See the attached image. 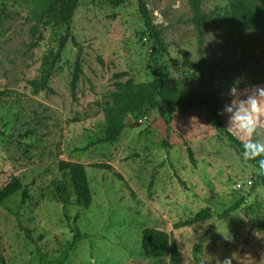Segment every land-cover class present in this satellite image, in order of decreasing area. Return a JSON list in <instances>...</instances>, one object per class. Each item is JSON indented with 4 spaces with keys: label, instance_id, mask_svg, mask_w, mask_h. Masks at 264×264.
Wrapping results in <instances>:
<instances>
[{
    "label": "rangeland",
    "instance_id": "1",
    "mask_svg": "<svg viewBox=\"0 0 264 264\" xmlns=\"http://www.w3.org/2000/svg\"><path fill=\"white\" fill-rule=\"evenodd\" d=\"M49 2L0 0V190L13 179L22 186L0 202V264H169L168 257L143 256L146 228L166 232L183 264H221L225 258L264 264V188L250 192L258 171L198 110L175 115L169 135L156 110L136 119L128 115L124 125L131 122L115 142L89 145L107 130L103 108L112 104L117 84L153 79L152 43L136 0L120 7L79 0L71 36L48 82L51 91L32 92L30 82L40 77L44 57L56 53L66 33ZM144 2L166 46L159 69L173 92H195L209 103L215 97L223 113L234 83L241 90L264 85V22L235 21L228 0ZM179 50L190 67L182 65ZM121 73L126 75L117 78ZM219 116L227 127V114ZM60 161L85 165L88 209L68 173L59 170ZM25 187L28 198L21 205ZM241 198L239 209L218 219ZM204 209L210 210L208 220L175 227Z\"/></svg>",
    "mask_w": 264,
    "mask_h": 264
},
{
    "label": "trees",
    "instance_id": "2",
    "mask_svg": "<svg viewBox=\"0 0 264 264\" xmlns=\"http://www.w3.org/2000/svg\"><path fill=\"white\" fill-rule=\"evenodd\" d=\"M102 1L109 3L113 7H120L126 2V0ZM78 2L79 0H50L49 2V8L54 9L57 12L61 23L65 26L66 33L60 40L56 53L44 57L43 69L40 77L37 80L30 82L34 94L41 91H51L48 82L54 66L60 58L64 43L71 36V20ZM228 2L231 16L235 21L246 17L256 25H260L264 22V0H228ZM136 3L138 12L143 19L145 32L152 43L149 57L152 65L153 79L150 82L139 84H135L128 79L123 84H117V89L119 90L113 93L112 104L103 108L107 122V130L102 138H98L95 142H92L89 145L95 146L115 142L124 129V118H126V116L130 115L132 118L136 119L141 117L148 110L157 111L161 120L164 122L167 134L169 135L171 131V123L175 115H186L191 110L196 109L204 117L207 125L228 143L236 155L243 158V143L234 137L222 122L218 115L219 100L217 98L214 97L209 103L198 93L191 92L180 95L169 89L168 82L162 78L159 69V62L166 54V46L160 39V31L149 17V12L144 0H136ZM35 31L36 29H34V32ZM179 53L182 56V65L184 67H190L187 53L183 50H179ZM78 71L79 65L78 62H76L70 82L72 97H74L76 90ZM125 75V73H121L116 75V77L122 78ZM187 154L190 163L194 165L195 161L193 154L189 148H187ZM246 162L258 171V174L251 180L250 192L255 191L259 187L264 188V174H260L257 161L251 160ZM91 167L103 170L111 169L109 164H94ZM58 168L60 171L68 173L75 195L79 199L83 208L88 209L91 205L92 197L85 165L77 162L60 161L58 163ZM179 181L181 182V180ZM21 188L22 186L19 180L13 179L0 190V202L20 191ZM27 198L28 188L25 187L21 192V205L25 203ZM242 203L243 198L219 214L217 216L218 219L227 217L232 212L239 209ZM209 218L210 210L204 209L196 214L191 220L178 223L175 227L191 226L206 221ZM18 225L23 229L20 223H18ZM23 230L26 232L27 237L32 240L28 231L25 229ZM72 230L76 239L82 238V235L77 228L73 227ZM141 251L143 256L150 261H156L163 257H168L169 264H183L181 254L177 248L171 244L170 236L161 230L146 228L141 232ZM198 251L199 246H196L193 254L196 261L198 259Z\"/></svg>",
    "mask_w": 264,
    "mask_h": 264
},
{
    "label": "clouds",
    "instance_id": "3",
    "mask_svg": "<svg viewBox=\"0 0 264 264\" xmlns=\"http://www.w3.org/2000/svg\"><path fill=\"white\" fill-rule=\"evenodd\" d=\"M228 95L231 99L224 106L223 113L218 115L227 114L226 128L247 138L243 144V158L246 161L256 160L260 174H264V139H253L264 135V85L241 90L238 83H234ZM221 264H232V261L225 258Z\"/></svg>",
    "mask_w": 264,
    "mask_h": 264
},
{
    "label": "water",
    "instance_id": "4",
    "mask_svg": "<svg viewBox=\"0 0 264 264\" xmlns=\"http://www.w3.org/2000/svg\"><path fill=\"white\" fill-rule=\"evenodd\" d=\"M130 122H131V118L128 119V121L125 123L124 126L127 127L130 124Z\"/></svg>",
    "mask_w": 264,
    "mask_h": 264
}]
</instances>
